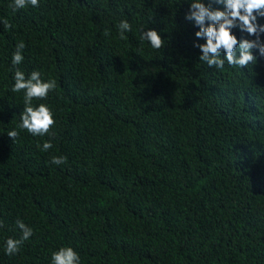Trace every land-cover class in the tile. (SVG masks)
<instances>
[{
    "label": "trees",
    "instance_id": "obj_1",
    "mask_svg": "<svg viewBox=\"0 0 264 264\" xmlns=\"http://www.w3.org/2000/svg\"><path fill=\"white\" fill-rule=\"evenodd\" d=\"M12 3L0 0V264H50L60 247L80 264H264V56L253 49L247 68L199 61L189 0ZM16 69L56 82L32 101L53 114L45 136L18 127ZM17 220L33 234L7 255Z\"/></svg>",
    "mask_w": 264,
    "mask_h": 264
},
{
    "label": "clouds",
    "instance_id": "obj_2",
    "mask_svg": "<svg viewBox=\"0 0 264 264\" xmlns=\"http://www.w3.org/2000/svg\"><path fill=\"white\" fill-rule=\"evenodd\" d=\"M214 3L220 7H213V0H209L207 4L203 0H189L188 11L185 13V19L191 21L197 28L195 37L204 41L193 43V46L200 50L199 61L217 69H222L225 61L229 66L239 68H247L249 64H254L256 57L253 55V49H256L260 56H264V41L260 39V35L264 33V23H258V18H264V0H214ZM10 6L14 11L28 6L38 7L39 0H13ZM2 23L6 30L12 27L7 19ZM117 27L121 39L126 38L125 32L132 30L127 20H121ZM233 29H239L240 32L247 33L255 39L238 40ZM139 38L142 42L147 41L153 49L159 50L164 47L163 39L154 29H142ZM24 47L23 42L16 46V51L12 55V65H19L23 61ZM13 80L11 91L24 92V108L20 113L18 127L33 136H45L55 124L53 114L44 104L33 107L32 101L46 98L48 93L55 89V80H42L38 71H32L26 78L24 72L19 69L15 70ZM7 135L15 140L19 133L11 130ZM38 147L46 152L52 148V143L45 141ZM65 162L66 158L63 156L51 158L53 164ZM16 226L22 234L19 239L6 240L7 255L16 254L20 245L33 234L32 228L20 220L16 221ZM50 264H80V257L73 248L60 247L51 254Z\"/></svg>",
    "mask_w": 264,
    "mask_h": 264
}]
</instances>
